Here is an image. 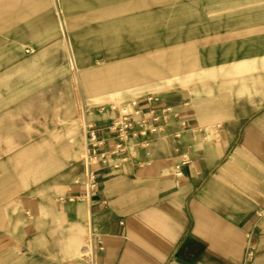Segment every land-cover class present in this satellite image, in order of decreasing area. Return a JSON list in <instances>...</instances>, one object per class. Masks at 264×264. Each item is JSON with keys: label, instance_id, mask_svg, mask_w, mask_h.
Segmentation results:
<instances>
[{"label": "crops", "instance_id": "obj_1", "mask_svg": "<svg viewBox=\"0 0 264 264\" xmlns=\"http://www.w3.org/2000/svg\"><path fill=\"white\" fill-rule=\"evenodd\" d=\"M161 13L163 46L126 44L125 34L157 33ZM110 23H120L122 48L153 57L164 47L167 64L181 65L177 77L166 74L165 94L138 98L158 97L186 125L152 129L149 158L139 136L113 154L107 127L119 109L98 107L84 119L101 141L89 202L85 164L29 195L12 163L33 159L21 154L28 147L67 146L73 119L64 130L54 122L71 109L72 45L82 37L91 47L101 35L108 50ZM54 132L61 136H47ZM91 232L103 242L102 264H264V0H0V264H83Z\"/></svg>", "mask_w": 264, "mask_h": 264}, {"label": "rangeland", "instance_id": "obj_2", "mask_svg": "<svg viewBox=\"0 0 264 264\" xmlns=\"http://www.w3.org/2000/svg\"><path fill=\"white\" fill-rule=\"evenodd\" d=\"M83 9V8H82ZM163 10H160L159 12H163ZM78 12L80 14L81 8H78ZM162 17L161 23H159L158 26V32L152 33L149 31H143V33H137L135 34L137 38H130L129 34H125L127 37L126 44L128 43L129 45H134V44H142L143 46L145 45H150L153 44L154 39L155 41H158L160 46L164 45V42L167 38L166 33L164 32V24H165V13ZM160 14V15H161ZM81 17H78V24L82 23L81 22ZM96 25L98 24L97 21H95ZM101 33L99 32L98 34H94L95 36L100 35ZM81 36V35H79ZM177 34L169 33L168 37L171 40L172 38H175ZM141 37V39H140ZM139 38V39H138ZM79 41L81 40L80 38L78 39ZM135 41V43H134ZM106 45V46H105ZM108 43L106 42L105 39L101 37V35L94 39V43L90 46H85V43L83 46H80L79 48L82 47L83 51L81 56L79 57V60L82 65H85L86 58L90 57L93 55L95 58V61L97 60V56L101 52H105L107 50ZM119 50L120 52L126 51V56L125 54L122 56L120 59L121 65L123 66H140L139 64L142 65V67H139V72H137V75H139V79L137 81H140V84L138 86H135L134 88H131L130 90H127L126 92H116V93H110L107 92L106 94L102 95L101 93H97L93 91L92 89H87L83 87H79L77 84V77L76 75H72L73 80H72V87L74 88V91L72 93V102H71V109L70 112L68 113L67 116L61 115L59 116L56 121L54 122L55 125L61 126L59 128H62V130L66 129L68 126L66 124L67 120H70L69 118L71 117L73 119L72 121V127H76L78 129V133L80 134V140H79V150L77 153V157L73 160H70L69 163H67V168L69 170L77 171V167L79 168V172H82V167L81 164H84V159H83V153H84V145L85 141L83 139V128H84V122H85V115H89L88 120H92L93 114H94V109H98V107L106 106V107H114L116 109L122 110L125 107H128L129 101L137 99L138 97L145 95V94H150V93H156V94H165L169 89L172 88L171 85L167 87V83L171 84L170 82H167L165 80L166 74L169 72L171 76L177 77V72L181 69V65H176L174 64V68H172V64L168 65L167 64V58H166V50L165 48H159V49H151L155 51L156 55L153 57H150L149 52L150 49H141V48H122L121 45H119ZM152 51V52H153ZM141 52V53H140ZM154 53V54H155ZM159 53V54H158ZM135 54H142V56L138 57V61H134V57L137 56ZM144 55V56H143ZM75 60V65H76V57L74 58ZM171 60V59H170ZM74 66V65H73ZM175 71V74L173 72ZM144 88L147 89V91L144 90ZM107 103L109 105H107ZM68 118V119H67ZM48 132V130H47ZM68 143V140L66 141V145ZM23 146V145H22ZM20 146V147H22ZM27 147V146H23ZM38 148V146H34ZM16 152L15 150L9 151V156L11 153ZM36 152H33L31 156H34ZM9 163H11L9 161ZM75 166V167H74ZM64 171V169H63ZM79 175V174H78ZM11 177V176H10ZM9 177V187L13 186L12 183H10L11 178ZM68 179V178H67ZM66 183V180L60 184V188H64V185ZM36 186V185H35ZM34 185L29 187V190L31 193H27L32 196H37L38 194L35 193L33 190L34 188L36 189ZM47 187V186H46ZM33 188V190H32ZM39 188V187H37ZM43 188V187H41ZM27 190V191H29ZM27 196L26 193H23L20 195L21 196Z\"/></svg>", "mask_w": 264, "mask_h": 264}, {"label": "bare ground", "instance_id": "obj_3", "mask_svg": "<svg viewBox=\"0 0 264 264\" xmlns=\"http://www.w3.org/2000/svg\"><path fill=\"white\" fill-rule=\"evenodd\" d=\"M132 23L133 22H129L131 25ZM119 26L120 23H110L106 24L104 27L107 33L105 36L108 37L107 40L109 42V48L106 51L104 62H99L97 64L94 61H88V66L81 65L79 61V45L78 47L72 45L73 55L77 58L74 69L77 74V84L79 87L92 89L104 95L107 92H126L140 84V81H137L140 77L137 75V72H139V67H142V65L139 64L140 66L136 67L132 65L123 66L121 62L117 61V57L121 54L118 45H122L123 42V33ZM129 36L137 37L134 33H129ZM153 39L157 40V38ZM84 43L85 40L81 37L79 42L80 46H83ZM76 130V127L70 129L69 134H71V138L68 139V144L64 149H61L57 144H48L47 142L45 145L39 146L38 148L29 149L28 147L24 151L22 149L21 154L28 152L27 155H29L30 152H36V155L32 156L33 159L31 160L25 161L19 159L12 163L13 168L17 174L20 175L19 178H15L18 184L41 187L53 183L54 179L52 178L68 169L66 166L67 163L77 157L80 144ZM47 136L51 138L55 136L57 138L61 135L54 132L47 134ZM18 179L20 180L18 181Z\"/></svg>", "mask_w": 264, "mask_h": 264}, {"label": "built area", "instance_id": "obj_4", "mask_svg": "<svg viewBox=\"0 0 264 264\" xmlns=\"http://www.w3.org/2000/svg\"><path fill=\"white\" fill-rule=\"evenodd\" d=\"M156 102H159V98L150 95L145 98V104H141L140 99L137 98L132 100L128 107L118 110L116 117L107 127V130L114 133L117 139L112 150L113 154L129 150L130 148L127 145L128 140L135 136H139L142 138L139 145L144 148L145 155L149 158L151 152L149 150L148 135L152 129L165 131L166 126L169 124L175 126L173 125L174 121L179 127H185L186 122L180 118V113L177 110L167 104H159L156 106L154 104ZM84 132V198L89 202L90 196L97 188L98 175L95 162L97 155H99L98 147L101 141L98 138L97 130L92 124H84ZM174 136L180 137L181 132L176 131ZM183 158L184 159L175 166V177L177 179L183 176L182 167L189 162L186 155ZM147 164L149 165L150 161H147ZM103 250L104 245L101 238L97 236L96 233L91 232L88 240L80 249V257L82 258L83 264H102L99 261V256Z\"/></svg>", "mask_w": 264, "mask_h": 264}]
</instances>
